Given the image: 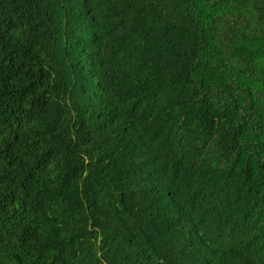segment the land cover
Returning <instances> with one entry per match:
<instances>
[{
    "label": "trees",
    "instance_id": "trees-1",
    "mask_svg": "<svg viewBox=\"0 0 264 264\" xmlns=\"http://www.w3.org/2000/svg\"><path fill=\"white\" fill-rule=\"evenodd\" d=\"M0 264H264V0H0Z\"/></svg>",
    "mask_w": 264,
    "mask_h": 264
}]
</instances>
